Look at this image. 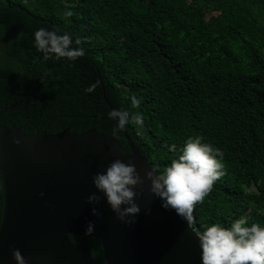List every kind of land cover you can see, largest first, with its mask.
<instances>
[{"label": "trees", "instance_id": "1", "mask_svg": "<svg viewBox=\"0 0 264 264\" xmlns=\"http://www.w3.org/2000/svg\"><path fill=\"white\" fill-rule=\"evenodd\" d=\"M39 27L79 35L84 54L44 59ZM103 92L114 108L143 97V127L126 126L156 168L189 135L223 150L224 174L193 208L197 232L240 215L264 224V0H0L1 125L112 137ZM115 138L131 152L123 129ZM2 211L0 176V223ZM70 238L106 263L98 237Z\"/></svg>", "mask_w": 264, "mask_h": 264}, {"label": "water", "instance_id": "2", "mask_svg": "<svg viewBox=\"0 0 264 264\" xmlns=\"http://www.w3.org/2000/svg\"><path fill=\"white\" fill-rule=\"evenodd\" d=\"M123 132L130 153L95 128L30 134L15 124H0V264H16L12 247L20 249L27 264H201L196 228L161 206L149 191V178L137 197L141 210L132 222L119 220L103 198L96 205L86 200L96 191L92 175L111 160H134L142 175L150 167L127 126ZM93 206L99 215L91 213ZM88 220L94 221V233L87 236L102 241L106 263L94 259L88 246L70 241V235L86 236Z\"/></svg>", "mask_w": 264, "mask_h": 264}, {"label": "clouds", "instance_id": "3", "mask_svg": "<svg viewBox=\"0 0 264 264\" xmlns=\"http://www.w3.org/2000/svg\"><path fill=\"white\" fill-rule=\"evenodd\" d=\"M72 14L71 8L62 13L65 17ZM33 37L34 47L44 59L63 57L75 60L84 54V49L80 47L81 37L68 31L39 27L34 30ZM95 87V83L89 84L84 92L90 93ZM129 101L130 108H112L107 113L115 122L112 137H116L118 131L129 123H134L138 129L144 125L143 113L134 110L139 108L143 97L133 93ZM13 142L19 144L20 140L13 137ZM168 148L174 154L169 163L163 168L150 165L143 175L134 160H111L102 171L92 175L96 191L90 193L86 200L96 205L103 198L119 220L132 222L141 210L137 197L143 191V182L147 177L149 191L161 201V206L174 210L190 225L194 205L205 198L214 182L224 174V152L199 134L189 135L179 147L173 143ZM91 213L99 215L98 208L91 207ZM248 219L240 215L228 224L210 222L196 233L201 264H264V224L249 223ZM93 233L94 221L88 220L85 235ZM70 241L73 244L77 242L71 238ZM11 254L16 264H27L19 248L12 247Z\"/></svg>", "mask_w": 264, "mask_h": 264}, {"label": "rangeland", "instance_id": "4", "mask_svg": "<svg viewBox=\"0 0 264 264\" xmlns=\"http://www.w3.org/2000/svg\"><path fill=\"white\" fill-rule=\"evenodd\" d=\"M251 190H254V188H252Z\"/></svg>", "mask_w": 264, "mask_h": 264}]
</instances>
